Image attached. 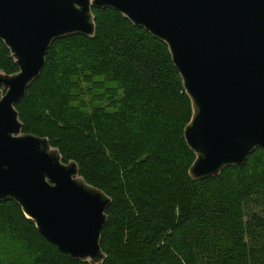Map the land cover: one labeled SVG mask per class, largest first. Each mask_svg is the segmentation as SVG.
<instances>
[{
	"label": "trees",
	"instance_id": "1",
	"mask_svg": "<svg viewBox=\"0 0 264 264\" xmlns=\"http://www.w3.org/2000/svg\"><path fill=\"white\" fill-rule=\"evenodd\" d=\"M93 13L96 35L55 42L16 109L25 134L48 138L64 163L76 162L84 180L112 199L103 264H264V153L192 180L195 155L184 138L192 105L168 46L116 11ZM18 71L0 41V73ZM82 78L97 92L92 111L74 104ZM0 264L87 263L5 202Z\"/></svg>",
	"mask_w": 264,
	"mask_h": 264
},
{
	"label": "water",
	"instance_id": "2",
	"mask_svg": "<svg viewBox=\"0 0 264 264\" xmlns=\"http://www.w3.org/2000/svg\"><path fill=\"white\" fill-rule=\"evenodd\" d=\"M94 9L116 11L168 46L192 105L189 175L202 181L264 153V0H0V41L19 69L0 73V203L18 205L73 260L103 264L112 199L48 138L25 134L16 109L55 42L96 35Z\"/></svg>",
	"mask_w": 264,
	"mask_h": 264
},
{
	"label": "rangeland",
	"instance_id": "3",
	"mask_svg": "<svg viewBox=\"0 0 264 264\" xmlns=\"http://www.w3.org/2000/svg\"><path fill=\"white\" fill-rule=\"evenodd\" d=\"M80 85V91H75V101L74 104L78 105L79 107H82L83 110L85 111H92L94 110L95 107H97L99 105V103L97 101H94V96L93 99L91 97V93H97L96 91H94L92 89V86L87 82L86 78H82L79 80ZM95 84H99V82L97 81ZM83 93V94H81ZM90 94V95H89ZM94 102H91V101Z\"/></svg>",
	"mask_w": 264,
	"mask_h": 264
}]
</instances>
